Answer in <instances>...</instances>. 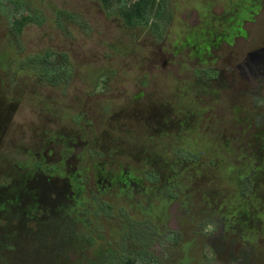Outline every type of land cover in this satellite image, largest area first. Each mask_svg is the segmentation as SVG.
Listing matches in <instances>:
<instances>
[{"label":"rangeland","instance_id":"rangeland-1","mask_svg":"<svg viewBox=\"0 0 264 264\" xmlns=\"http://www.w3.org/2000/svg\"><path fill=\"white\" fill-rule=\"evenodd\" d=\"M28 2L36 13L30 18L20 2L0 7V186L14 181L11 192L18 194L19 180L38 172L33 165L46 163L44 169L56 164L80 200L72 194L73 205L45 213L20 198L15 214L1 210L2 262L74 264L79 236L92 237L93 244L110 243L116 227L128 233L129 227L152 220L137 205L149 207L164 197H147L141 187L182 194L197 212L236 191L231 172L251 135L228 116L227 96L214 97L196 81L199 58L192 50L202 37L168 34L170 24L155 37L135 23L128 30L118 0L103 6L97 0H55L59 13L54 23L50 0ZM92 11L101 23L108 18L109 26L99 27ZM9 13L19 18L14 40L3 31ZM160 53L170 54L163 71L172 77L158 78L161 69L153 62ZM150 81H161L160 90L174 94L158 104L157 96L146 91L153 88ZM75 135L87 144L67 152L76 159L60 167L71 148L67 141ZM259 172L264 175V165ZM99 173L105 179L130 173L135 190L124 195L114 186L96 199L92 185ZM257 193L255 209L262 211L264 181ZM9 201L0 199V205ZM100 201L107 209L95 208ZM257 220L263 224L254 223L257 229L247 238L256 257L264 260V212ZM82 252L90 254L91 248ZM83 258L81 254L78 264H87Z\"/></svg>","mask_w":264,"mask_h":264},{"label":"flooded vegetation","instance_id":"flooded-vegetation-1","mask_svg":"<svg viewBox=\"0 0 264 264\" xmlns=\"http://www.w3.org/2000/svg\"><path fill=\"white\" fill-rule=\"evenodd\" d=\"M7 1L22 3L28 18L36 15L28 0H0V7ZM54 1L50 0L54 11L53 23L54 16L59 13ZM97 1L100 6L109 2ZM168 4L170 9H167ZM123 5L119 16L128 30L135 23L155 37L163 26L170 24L168 34L183 31L188 37L193 36L191 39L203 38L192 50L199 58L196 81L214 97L227 96L228 107L224 108L228 110V116L242 124L243 131L251 135V141H243L244 160L242 164V159L237 161L236 169L231 172L237 189L230 197L229 194L219 196L220 202L206 205L204 211L197 212L182 194L141 187V192H148L147 197H164L158 204L152 203L149 207L137 205L142 214L152 220L144 219L137 228L129 227L128 233L116 227V239L110 243L101 240L93 244L92 237L79 236L74 264H78L81 254L87 264H264V260L254 254L247 238L257 229L254 223L259 227L263 224L257 219L264 212L255 209L259 201L257 190L260 182L264 181V175L259 172L264 165V0H118V8ZM151 10L153 14L149 17L147 14ZM130 13L133 16L131 20ZM90 17L99 27L108 25L109 19L104 18L101 23L96 11H92ZM6 19L9 23L4 25L3 31L14 40L17 34V26L14 25L19 20L17 13L7 14ZM11 38L9 40L14 44ZM170 59V54L160 53L153 62L161 69L159 79L172 77L164 75L163 71ZM143 77L141 75L139 78ZM160 84L161 81L155 84L150 81L149 85L153 88H145L148 95L157 96L154 100L159 101L158 104L174 94L162 92ZM131 112L129 116L133 118L135 111ZM75 141H80V144L74 146ZM62 142L66 143L64 140ZM67 142L71 148L66 149L59 162L60 167L64 162L67 164L76 159L67 152L87 144L78 135ZM28 153L32 154V151ZM46 165H33L31 169L38 172L29 175L30 171L19 180L22 192L18 194L11 192L14 181L0 186V199H10L8 204L0 205V211L15 214L16 202L20 198L45 213H51L54 208L63 211L73 205L75 199L72 194L75 193L70 189V178L56 164L43 169ZM92 186H95L93 196L98 199L114 186L117 192L126 195L134 191L136 185L130 173L110 175L106 179L99 173ZM179 195L183 197L182 202ZM231 197L233 200L230 201ZM20 202L23 204V201ZM95 208L107 209V206L100 201ZM146 208L153 214H149ZM90 248V254L82 252ZM0 264H5L1 257Z\"/></svg>","mask_w":264,"mask_h":264},{"label":"trees","instance_id":"trees-1","mask_svg":"<svg viewBox=\"0 0 264 264\" xmlns=\"http://www.w3.org/2000/svg\"><path fill=\"white\" fill-rule=\"evenodd\" d=\"M143 7H144V5L141 6V8H143ZM122 12H123V14L126 13V11H125V12L122 11ZM128 15H129V20H131V18L133 17V16H132V13H130V14H128ZM17 22H18V21H17ZM17 22H16V23H17ZM19 23H21V22H19Z\"/></svg>","mask_w":264,"mask_h":264}]
</instances>
